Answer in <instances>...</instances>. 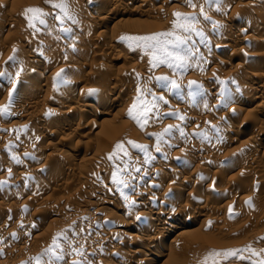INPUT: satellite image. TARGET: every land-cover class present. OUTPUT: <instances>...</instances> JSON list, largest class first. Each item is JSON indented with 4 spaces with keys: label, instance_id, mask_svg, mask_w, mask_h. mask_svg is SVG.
<instances>
[{
    "label": "rangeland",
    "instance_id": "obj_1",
    "mask_svg": "<svg viewBox=\"0 0 264 264\" xmlns=\"http://www.w3.org/2000/svg\"><path fill=\"white\" fill-rule=\"evenodd\" d=\"M85 1L86 0H47L46 2V0H10L6 2L7 4H2L3 7L0 4V108L6 109V112L4 111L5 114L0 112V182H2L0 183V264H36L37 257L40 258V264H48L51 254H46V250L52 245L54 237L58 238V244L60 245V250H62H58V252L62 254L63 259L55 261L53 258V264H137V261L141 260H143L145 264H204L205 258L209 253H222L230 250H237V254L227 259L222 256L213 257L207 261V264H213L214 260L218 261L219 264H258L259 261L264 260V163L261 164L262 166L259 165V167L255 169L256 172L252 170L246 171L251 158H259L264 161V140H262V133L264 132V114L260 113L261 109L264 108V101L261 102V99H254L252 107H250V109H254H251V112L249 111L250 113L247 114L244 112L237 117H233L232 114L234 115V112L231 111V107L240 102V96L243 93L242 89H244V85L252 86L261 85L262 83L264 86V82L262 81L253 80L248 82V80H246L247 78L245 79V77H247V72H254V74L258 73L259 79L260 77L264 78V49L258 51V49L261 48L254 45V39L250 40V42L252 41L251 43L249 41H243L245 39L244 37L247 36V32L243 33L245 24L238 21L240 18L239 16H242V14H246V16L248 14L250 18L252 17L255 20L263 19L264 7L262 8L263 10L261 9L250 13L246 12L247 10L245 11V8L241 5L244 2H249V0H233L232 2L230 0H220L219 4H213L211 7L205 4V0H193L197 5L194 9L188 6L186 0H152L153 2L150 1L149 3L151 4V8L155 9L159 7L160 14H151L149 17L122 15L120 19L125 21L122 22V26H119L118 31L116 29L117 32H115L112 28L113 22L109 21L110 19H106L104 20L106 22H104L100 20L101 18L98 19L102 23L96 19L92 20L94 23H97V26H94L95 28L93 27V31L91 29L86 31V29H84V23L88 19V16L90 17L93 15L92 17L94 18L96 10L98 11L102 7L101 5L105 3V0H93V3L87 7L86 15H80L79 12L76 11V6H79L80 3H84ZM255 1L256 0H253V2ZM61 2L66 4L67 14L61 12L59 8L52 7L53 4H59ZM256 2L264 4V0H257ZM201 5H204L205 15L209 17L207 20L200 14ZM27 8H39L45 15L33 19L30 26L29 20L26 19L24 15V10ZM236 9L240 11V15ZM233 11L234 14L237 12V15H235L237 17L234 16V19L230 23L228 17ZM177 12L185 16H194L197 18V22L194 25L195 31L184 32L180 27L174 28L173 22L177 20V17L173 14ZM120 13L125 14L123 11ZM14 15L16 17L18 16L17 18L15 17L18 21V25L9 28L7 26L9 22H7L8 19L6 20V18H8V16L13 17ZM28 15L31 17L33 14L29 13ZM217 16L221 21L215 24L212 18ZM56 17H59V19ZM40 19L44 20L43 24L40 23ZM74 19L75 21L73 22L72 20ZM227 19L229 22L226 24ZM20 22H22L25 29H22L23 26L19 24ZM180 22L182 23V20ZM19 25L22 28H17ZM62 29H65L64 31L67 33ZM111 29L113 30V35ZM240 29H243L242 32H239ZM197 31L201 32L202 36L197 35ZM166 32H175L176 35L185 39V43L181 45L182 50L179 51V55L184 57L182 67L169 68L166 64L153 67L151 63V49L145 50L142 45L139 46V48L136 46L135 42L122 39V37H145ZM248 32V35L252 34L251 31ZM88 34L90 37L87 36ZM227 35L229 39H231L228 46H226L225 49L214 51V55L210 56L208 53L212 52L213 47ZM84 36L89 38L90 43L86 39L87 43L85 41V44L80 47L82 48V53L80 48L77 50V47L81 45V41L79 40L83 39ZM100 36L101 38L104 37L102 46L103 44H105V46L98 50L95 45L96 40H100ZM207 36H209V38ZM56 38L58 40H56ZM168 39L171 40L173 37H168ZM44 40H47V44H45L46 42ZM52 41L55 42V44H57V41H60L61 46L54 45ZM62 41L65 46H63ZM106 43H108V47ZM114 44L115 46H122V48L129 52L132 51L133 55L136 56L134 58L135 63L138 61L137 63L142 64L146 71L134 69V67H132L133 61L126 59L121 53L116 52L113 47H110L112 45L114 46ZM27 46L32 49H28ZM46 47L49 49L44 50ZM169 47L171 48L172 45H169ZM23 49H25V53ZM102 49L104 50L102 51ZM239 49H244L245 51H250L251 49L252 52L257 51V54L261 52L258 55L259 58L255 59V61L245 62V75L244 73L239 75L237 78L240 80L236 78L237 82L236 79H233L236 85L232 87L230 85L232 81H230L228 78L229 76L227 77L226 74L235 70L236 63L239 62L235 52ZM28 50L31 54H29ZM31 50H33V52ZM41 50L42 52H47L40 53ZM34 51L37 52V55L39 52L40 55L38 56L43 57V59L36 57L37 55ZM48 51L50 52L48 53ZM86 52H88V54ZM91 53H93V55ZM233 53L234 56H232ZM42 54L44 55L41 56ZM77 54L78 56L80 55L79 58ZM82 54H85V56ZM54 56L57 57L58 61ZM43 64L49 69V71L46 69L45 76H55V79L52 78L49 80L50 85L60 93L65 90L64 87L60 85L62 81L65 80L67 82L72 75L76 73V76H74L77 80L70 88L74 91L71 95L66 97L67 99H59L58 106H54L53 103L55 102L53 101L52 103L50 101V99L52 100V96L55 95L54 92V94H51L52 96L48 94V97L45 94L43 96V93H41L38 97V101L36 99L35 103H33L35 112H32V114H37L39 116L37 118L38 121L35 120V117L33 119L29 116L12 117L13 109H15V107L16 109L18 108L17 99L22 96L21 94L34 87L35 89H39L40 86L33 85L34 77L32 75H34L37 69ZM24 65H29V67L31 65L34 73H30L31 71H28L26 68L27 66H25L27 70V72L24 70L26 72L25 74L23 71ZM74 66L75 68L77 67V71ZM99 66L100 68H98ZM212 67H216L217 72L220 70L218 72L220 74L217 75V72V74H210V78L212 79L209 78V84L215 87L218 92L222 89L223 96L219 93L218 95L213 93L214 96L211 93L215 91L214 88H212L214 90L211 92L208 90V92H205L203 90V79L201 78L208 77ZM59 68L61 69L59 70ZM81 70L83 71L82 73ZM17 73H19V75H17ZM58 73L59 77L57 75ZM260 74L262 76H260ZM74 76L72 79H74ZM146 76H148L150 82L145 79ZM157 77H167L168 79L167 81H158ZM171 81H175L179 87L172 88L170 84ZM189 81H194L195 84L189 87ZM165 83H168V87H161V85ZM117 84H127L130 88L119 97V99L122 98V100H124L123 102L126 106L124 110L123 105L122 107L114 106L109 108L107 107L108 104L99 103L96 104L90 112L81 113V117H78L75 113L76 111L73 112L74 110H78V108L81 109L82 105L85 104L82 100L78 99L79 92L83 91V93L95 96L101 89L103 91L104 89L108 90L117 86ZM158 93H161V95ZM154 94L161 97L163 95V99ZM114 98L118 99L116 96L111 99L114 100ZM60 101L62 102L61 104ZM128 102H130L131 105ZM134 103L136 104L135 108L132 107ZM203 103L206 105H203ZM64 106L65 108L67 107V109H65ZM205 106L210 109H208L209 113L208 110L204 108ZM68 107L73 111L66 115L64 111L68 110ZM176 107H178L177 109H179V107L182 109L178 111ZM201 108H203V110ZM129 109H132L133 116L137 119L140 118L139 121L140 124L143 125V128L137 124L136 120L129 117ZM162 110L164 112L161 113ZM8 111H11V114H9ZM180 115L185 117L183 120L180 119L181 121L176 118ZM222 115L226 116V118ZM221 116L224 118H220ZM204 117L207 119L208 124L209 120H221L220 122L224 129L217 131L208 126L202 127V123L205 119ZM197 118L198 120H202L198 121ZM68 119H77L75 125L78 123L81 129L77 136L71 134V138L67 143L63 145L62 143L59 144L58 136L47 134L43 135L39 141L33 139V137L36 138L37 135L35 134H38L39 130L43 127H49L51 125L56 126L59 124L62 126L64 122L67 124L66 122H68ZM79 121H81V123ZM173 121L179 123L177 124ZM45 122L47 123L45 124ZM69 124L70 123L66 126L69 128L74 127V124L71 123V126H69ZM173 124H175V126ZM169 125H173L174 127L172 126L173 128L171 127V131L166 133L165 129L168 128ZM176 126L177 128H175ZM192 126H196V129L201 127L203 130H200L199 133L198 131L196 132V129L192 131L190 130ZM181 130L183 131V135H181ZM194 132L195 134L197 133L198 136L197 134L195 135ZM223 132H225V134ZM236 132H239V134H236ZM160 134L163 135L161 136ZM158 136L159 151H157ZM34 140L37 143H34ZM259 140H262L261 146L253 150L255 152L252 153L248 147L250 144L258 142ZM129 141L135 142L137 145H143L148 149V162H145V152L140 148L133 147ZM78 143L79 146L77 145ZM117 144H121L122 149H117ZM104 146L107 150L102 151ZM67 147L71 148L68 149ZM195 148H197L199 152H197L199 158H196L197 160L194 159V163L190 161L191 164L193 163L192 166L190 163L181 159V157L185 158L193 154L196 150ZM65 151V154L69 155L70 159L64 156L62 159L60 158V162L57 161L59 159V154ZM106 151L110 154L109 156L104 154ZM177 152L180 154L182 153L181 156L179 155L180 157L177 155L180 159L175 156V154H178ZM205 155L207 159L204 157ZM133 156L138 157L136 163L133 162ZM209 156H212L211 160ZM166 157L176 162L177 166L175 165L174 169L164 167V171L162 170V172H157L159 174L155 173L153 174L154 176L152 175L153 179L156 180L160 177L161 180L163 179V182L165 180L164 183L166 187V183L170 182V180H174L173 182H180L184 178H189L191 184L187 186L186 190L184 189L185 191H177L174 198L180 196L182 199L180 197V199H175L177 201L180 200L181 203H185L186 200L188 201L187 198L189 197V201L191 200L189 208L192 206L191 209L188 208V213L184 214H179V211H176V215H171L172 217L169 216L170 220L166 222L159 221L153 224V227L148 226V228L146 227L147 229L145 228L143 231L141 230V226L144 220L143 222L140 220L139 225L141 226L136 230L128 231L126 229V224H129L127 216L139 209L138 205H134L130 202L131 197L135 195L134 192H136V188H149L150 182L152 181L151 177H149V179L146 177L142 178L139 173L144 171L147 172L154 167L158 168L160 165L165 164L164 161L166 162ZM66 159H68L67 162ZM203 159L206 161L203 162ZM207 160L210 161L208 162ZM101 163L104 164H102L104 166V168H102L103 170H100L98 167ZM120 163H122L123 166H121ZM187 164H189V169ZM196 164H201L202 166L197 167L195 166ZM9 165L20 166V170L23 171H21V173L24 175L21 176L20 174L18 177H14L13 174L8 171L9 169L7 170L6 168ZM14 166H9L8 168L12 167L14 169ZM45 166L51 167L49 171L54 172L51 174L48 171L51 175L47 174L48 172L46 175L39 173ZM38 167L39 171L38 173L35 172L36 175L31 173L33 168L35 169ZM123 167L124 169H122ZM132 167H135L136 173L129 178V173L127 174L126 170H132ZM96 168L99 169L98 172ZM249 168L250 167H248V169ZM136 169H139V171ZM78 175L82 177V179L80 177L79 182H77L79 180ZM84 175L85 178L83 177ZM202 175L206 179L202 181L198 178L199 181L197 182V177ZM114 176L116 178L115 180L113 179ZM192 180L194 182L196 181L195 183L198 184H193ZM191 185L194 189L190 188L192 187ZM90 188L97 190L101 188V194L94 195ZM163 188L164 187H162V189L158 188L159 191L155 190L157 200L155 206L157 207L163 204V198L160 196L161 193L164 192ZM188 188L189 190H187ZM190 189L192 191L195 190L194 192L197 193V196L193 194ZM186 192L187 194L188 192L191 194L186 197ZM114 196H117L116 198L119 200L121 199L123 204L127 203L128 206H122L123 204H121V207L125 208H121L119 205L117 209L115 205L108 204V206L104 204L105 202H110ZM168 196L170 197L172 195ZM168 196L165 195L166 198H168ZM209 197L213 198L214 202L216 201L214 203V205H216L213 206L214 208L212 207V210L211 208H208V210H199V206H202L206 198ZM123 209L124 211L126 209L127 212H124ZM176 209L177 207L174 211ZM205 213L215 215L220 219L211 225L203 224L199 221H201V215ZM191 216L194 218L195 224L188 228H190L191 234L196 233V235L188 241V244L185 242L184 237H179L181 240L177 238V240L171 243L169 240L172 239L174 235L172 233L179 227L181 220L184 221ZM145 224L146 223L143 225ZM165 229H168L167 232L170 231L168 232L167 238L159 236ZM161 230L163 231L161 232ZM106 234H109L108 238ZM111 234L112 236H110ZM125 235L126 237L127 235H135V240H138H129L130 238L127 239L128 237L126 238ZM151 237H157V240L155 239L153 242L154 244H151L153 246L148 249L149 252H142L141 246L146 244L147 240L151 239ZM158 237H160V240ZM137 241L139 243L136 244ZM77 252L81 254L78 255ZM124 252L129 254L127 259H131V263L127 259L123 261L122 256H124ZM253 252L257 253V255H253ZM158 253H164L168 260L164 257L166 261L164 259L162 262L158 261L156 257H153Z\"/></svg>",
    "mask_w": 264,
    "mask_h": 264
},
{
    "label": "bare ground",
    "instance_id": "obj_2",
    "mask_svg": "<svg viewBox=\"0 0 264 264\" xmlns=\"http://www.w3.org/2000/svg\"><path fill=\"white\" fill-rule=\"evenodd\" d=\"M8 1H10V0H0V4H1V6H2V4L4 5V3H6V2H8ZM95 1V0H94ZM150 1L151 2H153L152 0H105V3L103 4V5H101L102 7L97 11L96 10V12H95V16H94V18L92 17V16H88V19L86 20V22L84 23V29H86V31L87 30H92L93 29V27L95 26H97V23L95 22H93L92 20H94V19H96V20H98V21H104V20H106V19H110L109 21H111V22H113V26H112V28L114 29V31L115 32H117L118 31V29H119V26H122L121 24H122V22L123 21H125V20H123V19H120V17L122 16V15H129V16H137V17H141V16H146V17H149L151 14H160V8L158 7V8H151V4H149L150 3ZM170 1V0H169ZM231 2L233 1V0H230ZM257 1V0H256ZM253 2V0H249V2H244L243 4H241L242 6H243V8H245L244 10L246 11V12H250V13H252V12H256L257 10H261L263 7H264V4H260V3H258V2ZM103 2V1H102ZM239 2V1H238ZM238 2H237V4H238ZM91 3H93V0H86L84 3H80L79 4V6H76L77 8H76V11L77 12H79V14L81 15H86V12H87V7L89 6V5H91ZM242 3V2H241ZM7 4V3H6ZM5 4V5H6ZM78 5V4H77ZM240 5V4H239ZM3 7V6H2ZM99 7V6H98ZM152 7H153V4H152ZM155 7H157V6H155ZM90 8V7H89ZM88 8V9H89ZM162 8V7H161ZM2 9V8H1ZM264 9V8H263ZM262 9V10H263ZM237 10V9H236ZM243 10V11H244ZM2 11V10H1ZM121 11H123L125 14H123V13H120ZM77 12H75V13H77ZM162 12V11H161ZM237 12L239 13V15H240V11H238L237 10ZM237 12H235V14H234V11L230 14V16L228 17L229 19H230V23L232 22V20L234 19V16L235 15H237ZM89 13V12H88ZM88 13H87V15H88ZM194 13H196V12H194ZM243 13V12H242ZM261 13V12H260ZM13 14H14V12H13ZM12 14V15H13ZM78 14V15H79ZM264 14V13H263ZM10 15V14H9ZM89 15H91V14H89ZM245 15V16H244ZM242 14V16L240 15L239 17V19H238V21H240V23H243V24H245L244 26H245V30H243V29H240V31L239 32H242V30L244 31L243 33H246L247 32V36H245L243 39V41H249L250 42V40L251 39H254L255 40V46H258V48H261V49H258V51L259 50H262V49H264V17H263V19H261V20H255L254 18H250L249 16H248V14H247V16H246V14ZM68 16V15H67ZM75 16H77V15H75ZM102 16H105V17H102ZM197 16V15H196ZM14 17V18H13ZM8 16V18H6V20H7V22H9L8 23V27L9 28H11V27H16V25H18V21H17V17L14 15V16ZM16 17V18H15ZM70 17V16H69ZM92 17V18H91ZM126 17V16H125ZM212 17V16H211ZM235 17H237V16H235ZM255 17V16H254ZM71 18V17H70ZM77 18V17H76ZM87 18V17H86ZM91 18V19H90ZM98 18H101L100 20L98 19ZM124 18V17H123ZM73 19V18H72ZM259 19V18H258ZM211 20V19H210ZM236 20V19H235ZM255 20V21H254ZM20 21V20H19ZM71 21V20H70ZM73 22L75 21V19L74 20H72ZM77 21V20H76ZM97 21V22H98ZM100 21V22H101ZM212 21L215 23V24H217V22H219V21H221V19H219L218 18V16L217 17H213L212 18ZM211 21V22H212ZM104 22H106V21H104ZM133 22V21H132ZM224 22V21H223ZM229 21H228V19H227V22H226V24L228 23ZM102 23V22H101ZM20 25H22L23 26V24H22V22H20L19 23ZM100 24V23H99ZM141 24V23H140ZM20 25L17 27V28H19L20 27ZM125 25V24H124ZM138 25H139V23H138ZM228 26V25H227ZM94 27V28H95ZM20 28H22V27H20ZM27 28V27H26ZM76 28V27H75ZM121 28V27H120ZM214 28V27H213ZM22 29H25V27L23 26V28ZM22 29H21V31H22ZM116 29H117V31H116ZM63 30V29H62ZM65 30V29H64ZM63 30V31H64ZM77 30H79V29H77ZM108 30V29H107ZM216 30V29H215ZM37 31V30H36ZM70 31H72V30H70ZM69 31V32H70ZM93 31V30H92ZM218 31V30H217ZM248 31H251V33L252 34H249L248 35ZM30 32H32V31H30ZM34 32V31H33ZM64 32H66V31H64ZM74 32V31H73ZM104 32V31H103ZM111 32H112V35H113V30L111 29ZM115 32H114V34H115ZM127 32V31H126ZM35 33V32H34ZM67 33V32H66ZM225 33V32H224ZM242 34V33H241ZM34 35V34H33ZM36 35V34H35ZM205 35V34H204ZM208 35V34H207ZM222 35H224V34H222ZM88 37H90V35L88 34L87 35ZM206 36V35H205ZM204 37V36H203ZM208 38H209V36H207ZM225 37V36H224ZM59 38V37H58ZM99 38V37H98ZM104 38V37H103ZM103 38H101V36H100V40H96V45H95V47H96V49L98 48V50H99V48H102V47H104L105 46V44H103V46H102V42L104 41L103 40ZM206 38V37H205ZM86 39H87V41L89 42V38H87V37H83V39H81V40H79V41H81V45L80 46H78L77 47V50H79V48L80 47H82V45L83 44H85V41H86ZM56 40H58L57 38H56ZM64 40V39H63ZM110 40H111V38H110ZM209 40V39H208ZM231 39H229V36L227 35L225 38H223L222 40H220V42H218L217 43V45H215L214 47H213V50H212V52H210V53H208L210 56H213L214 55V51H216V50H220V49H225V47L226 46H228V44H229V41H230ZM45 41V40H44ZM47 41V40H46ZM45 41V42H46ZM77 41V40H76ZM87 41H86V43H87ZM53 42V41H52ZM111 42H114V41H111ZM252 42V41H251ZM250 42V43H251ZM30 43V42H29ZM54 43V45H57V46H61L60 45V41H57L56 43L57 44H55V42H53ZM52 43V44H53ZM62 43H63V46H65L64 45V42L62 41ZM90 43V42H89ZM105 43V42H104ZM43 44H44V42H43ZM45 44H47V42L45 43ZM59 44V45H58ZM108 43H106V45H107ZM192 44V43H191ZM253 44V43H252ZM29 45V44H28ZM47 46V45H46ZM120 46V45H119ZM119 46H115V44H114V46L112 45V46H110V47H113V49H115L116 50V52H119V53H121L126 59H128V60H130V61H133L134 63H133V66L132 67H134V69H139L140 71H146L145 70V68L143 67V65L142 64H139V63H135V55H133V52L131 51V52H129L128 50H126V49H124V48H122V46L121 47H119ZM22 47H24V46H22ZM28 47V46H27ZM76 47V46H75ZM94 47V46H93ZM107 47H108V45H107ZM190 47V46H189ZM208 47V46H207ZM26 48V47H25ZM36 48V47H35ZM140 48V47H139ZM28 49H32L31 47L29 48L28 47ZM47 49H49V48H47L46 47V49L44 48V50H47ZM105 49V48H104ZM104 49H102V51L104 50ZM112 49V48H111ZM21 50V49H20ZM25 49H23V52L25 53V51H24ZM83 50H84V48H83ZM97 50V51H98ZM136 50V49H135ZM209 50V49H208ZM32 52H33V50H31ZM37 51V50H36ZM36 51H34L35 53H36V55H37V52ZM80 51H82V48H80ZM79 51V52H80ZM253 51H255V50H253ZM28 52H29V50H28ZM44 52H47V51H44ZM44 52H42V50H41V52L40 53H44ZM50 51H48V53H49ZM70 52V51H69ZM68 52V53H69ZM73 52H74V49H73ZM78 52V51H77ZM96 52V51H95ZM94 52V53H95ZM136 52V51H135ZM135 52H134V54H135ZM235 52V51H234ZM261 52V51H260ZM260 52H258L259 54H260ZM21 53H22V51H21ZM23 53V54H24ZM26 53H27V51H26ZM35 53H33V54H35ZM40 53L38 52V55H40ZM47 53V54H48ZM67 53V54H68ZM75 53H76V51H75ZM82 53H83V51H82ZM85 53V52H84ZM87 54H88V52H86ZM100 53V52H99ZM28 54V53H27ZM29 54H31V52H29ZM28 54V55H29ZM46 54V55H47ZM80 54V53H79ZM92 55H93V53H91ZM101 54V53H100ZM235 54H237V57H238V59H239V62L238 63H236V67H235V70H233V71H231V72H229L228 74H230V75H228V74H226L227 75V77L230 79V81H232L231 82V86L233 87V86H235L236 85V83L233 81V79H236L237 77H239V75H241L242 73H244V75H245V72H244V69L246 68H244V65L246 64L245 62H249V61H252V60H254L255 61V59H258L259 58V54H257V51H255V52H252L251 51V49H250V51H245L244 49L243 50H241V49H239V50H236V52H235ZM261 54H263V53H261ZM25 55V54H24ZM36 56V57H40V56ZM44 54H42L41 56H43ZM45 55V56H46ZM75 55V54H74ZM81 55V54H80ZM80 55L78 56V54H77V56H78V58L80 57ZM83 55V54H82ZM264 55V54H263ZM33 56V55H32ZM44 56V57H45ZM83 56H85V54L83 55ZM87 56V55H86ZM102 56V55H101ZM121 56V55H120ZM122 56V57H123ZM208 56V55H207ZM232 56H234V53L232 54ZM29 57H30V55H29ZM35 57V56H34ZM55 57V56H54ZM71 57V56H70ZM90 57H92V56H90ZM94 57V56H93ZM236 57V58H237ZM40 58H42L43 59V57H40ZM56 58V60H57V57H55ZM62 58V57H61ZM77 58V59H78ZM88 58V57H87ZM234 58V57H233ZM261 58V57H260ZM52 59V58H51ZM65 59V58H64ZM72 59V58H71ZM81 59V58H80ZM83 59V58H82ZM85 59V58H84ZM95 59V58H94ZM93 59V60H94ZM212 59V58H211ZM230 59V58H229ZM60 60V59H59ZM91 60V59H90ZM53 61V60H52ZM58 61V60H57ZM261 61H263V60H261ZM54 62V61H53ZM73 62V61H72ZM88 62V61H87ZM253 62V61H252ZM61 63V62H60ZM65 63V62H64ZM69 63V62H68ZM90 63V62H89ZM260 63V62H259ZM258 63V64H259ZM263 63V62H262ZM56 64V63H55ZM132 64V63H131ZM217 64V63H216ZM248 64V63H247ZM82 65V64H81ZM104 65V64H103ZM25 66H27V65H24V69H23V71L24 70H26L25 69ZM85 66V65H84ZM101 66V65H100ZM100 66L98 67V68H100ZM202 66V65H201ZM255 66V65H254ZM47 67V66H46ZM45 67V64H43L42 66H40V68H38L37 69V71L34 73V71H33V68H32V66L30 65V67H29V65L26 67L27 68V70L28 71H31L30 73H34V75H32L34 78H33V85H36V86H40L39 87V89L37 88V89H35V87L34 88H32V89H30V90H27V91H25V92H23L21 95V97L19 98V99H17L18 101H17V106H18V108L16 109V107H15V109H13L14 111H12V117L14 116V117H26V116H29V117H32L33 119H34V117L36 118L35 120H37V118L39 117L37 114L35 115V114H32V112L34 111V109H33V103H35V101H36V99H37V101H38V97L40 96V94L41 93H43V96H44V94L45 95H47V97H48V94H49V96H52L51 94H54L55 93V95H53L52 96V100L50 99V101L53 103V101L55 102V103H53L54 104V106L55 105H57L58 106V103H59V99H64V98H66V97H68L69 95H71V93L74 91H72L70 88H71V86H73L74 84H75V82H76V80L77 79H75V76L74 75H72V77L68 80V78H67V82L64 80V81H62V84H60V85H62L63 87H64V89L65 90H63V92L62 93H60V92H58V90L57 89H54L51 85H50V82H49V80L50 79H52V78H54L55 76H52L51 77V75H48V76H45V71H46V69H48V68H46ZM68 67V66H67ZM253 67V66H252ZM257 67V66H256ZM63 68V67H62ZM73 68V67H72ZM74 68H75V66H74ZM77 68V67H76ZM76 68H75V70H76ZM94 68V67H93ZM101 68H102V66H101ZM260 68V67H259ZM61 68H59V70H60ZM83 69V68H82ZM91 69V68H90ZM254 69V68H253ZM27 70H26V72H27ZM69 70V69H68ZM80 70V69H79ZM94 70V69H93ZM135 70V71H136ZM247 70V69H246ZM48 71H49V69H48ZM72 71H73V69H72ZM77 71V70H76ZM220 71V70H219ZM218 71V72H219ZM248 71V70H247ZM25 72V71H24ZM26 72H25V74H26ZM79 72V71H78ZM83 71L81 70V73H82ZM138 72V71H137ZM217 72V68L216 67H212L211 69H210V73H209V76L208 77H205V78H201V79H203V90L206 92L207 90L209 91V92H211L212 90H214L215 89V87H213V86H210V84H209V78H210V74H217L216 73ZM253 72V71H252ZM29 73V74H30ZM32 73V74H33ZM79 74V73H78ZM87 74V73H86ZM138 74V73H137ZM220 73H218L217 75H219ZM258 74V73H257ZM256 73L254 74V72L253 73H248L247 72V74H246V76L247 77H245V76H243V77H245V79L246 80H248V82H251V81H253V80H255V81H257V80H259V81H262V82H264V78L263 77H260V79H259V74L257 75ZM28 75V74H27ZM264 75V74H263ZM73 76H74V79H72L73 78ZM81 76V75H80ZM79 76V77H80ZM89 76V75H88ZM260 76H262L261 74H260ZM1 77V76H0ZM59 77V76H58ZM87 77V76H86ZM90 77V76H89ZM77 78V77H76ZM226 78V77H225ZM261 78H263V79H261ZM55 79V78H54ZM84 79V78H83ZM145 79L148 81V82H150L149 80V78H148V76H146L145 77ZM210 79H212V78H210ZM220 79V78H219ZM238 79V78H237ZM237 79H236V82H237ZM62 80V79H61ZM143 80V79H142ZM218 80V79H217ZM238 80H240V79H238ZM224 81V80H223ZM226 81V80H225ZM229 81V80H228ZM27 82V81H26ZM143 82V81H142ZM146 82V81H145ZM215 82V81H214ZM217 82V81H216ZM53 83V82H52ZM51 83V84H52ZM127 83V82H126ZM219 83V82H218ZM241 83V82H240ZM254 83V82H253ZM258 83H260V82H258ZM131 84V83H130ZM229 84V83H228ZM32 85V84H31ZM58 85V84H57ZM147 85V84H146ZM149 85V84H148ZM198 85V84H197ZM224 85V84H223ZM244 85V84H243ZM55 86V85H54ZM61 86V87H62ZM33 87V86H32ZM223 87V86H222ZM244 87V89H242L243 90V93H242V95L240 96V102L239 103H237L235 106H233V107H231V111L232 112H234V115L232 114V116L233 117H237L238 115H240V114H243L244 112H246V114L247 113H250L251 112V109H250V107H252V104H253V102H254V99H256V100H260L261 99V102L262 101H264V86L262 85V83H261V85H252V86H248V85H244L243 86ZM110 88V87H109ZM128 88H129V86L127 85V84H117V86H115V87H112V88H110V89H104V91L102 90H100L98 93H97V95H90V94H86V93H83V91L82 92H79V94H78V99H80V100H82L85 104L84 105H82V107H81V109L80 108H78V110H71L69 107V109L68 110H66V111H64V113L67 115V113H70V112H75L77 115H78V117L80 116L81 117V113H88V112H90L91 110H92V108H94V106L96 105V104H99V103H104L105 105H107L108 104V106L107 107H114V106H119V107H122V105L124 106L123 107V110H124V108L126 107L125 106V104H124V100H122V98L121 99H119V97L121 96V95H123L127 90H128ZM212 88H214V89H212ZM217 88V87H216ZM240 88V87H239ZM22 89V88H21ZM94 89V88H93ZM130 89V88H129ZM133 89V88H132ZM218 89V88H217ZM35 90V91H34ZM55 90H57V91H55ZM162 90V89H161ZM222 90V89H221ZM220 90V92H218L216 89H215V91L214 92H211L212 94L214 93V94H216V95H218V93L219 94H221L222 95V91ZM232 90V89H231ZM242 90H241V92H242ZM94 91V90H93ZM97 91V90H96ZM207 91V92H208ZM54 92V93H53ZM90 92H91V90H90ZM157 92V91H156ZM192 92V91H191ZM57 93V94H56ZM94 93V92H93ZM92 93V94H93ZM144 93V92H143ZM162 93V92H161ZM161 93H158V94H160L161 95ZM227 93V92H226ZM204 94V93H203ZM209 94V93H208ZM213 94V95H214ZM229 94V93H228ZM154 95H157V94H154ZM117 97L118 99H116V98H114V100L113 99H111V98H113V97ZM157 96H159V95H157ZM215 96V95H214ZM213 96V97H214ZM220 96V95H219ZM223 96V95H222ZM154 97V96H153ZM156 97V96H155ZM160 98H161V96H159ZM227 97V96H226ZM50 98V97H49ZM73 98V97H72ZM149 98V97H148ZM152 98V97H151ZM162 98H163V95H162ZM185 98V97H184ZM215 98V97H214ZM67 99V98H66ZM65 99V100H66ZM77 99V100H78ZM155 99V98H154ZM165 99V98H164ZM177 99V98H176ZM225 99V98H224ZM228 99V98H227ZM153 100V99H152ZM156 100V99H155ZM181 100V99H180ZM232 101V100H231ZM3 102V101H2ZM49 102V101H48ZM69 102V101H68ZM87 102V103H86ZM92 102V103H91ZM179 102V101H178ZM191 102V101H190ZM62 102L60 101V104H61ZM75 103V102H74ZM128 103H130V102H128ZM41 104V103H40ZM100 104V105H101ZM179 104H181V103H179ZM188 104V103H187ZM198 104V103H197ZM205 103H203V105H204ZM264 104V103H263ZM2 105V104H1ZM36 105V104H35ZM63 105V104H62ZM79 105V104H78ZM121 105V106H120ZM126 105H128V104H126ZM130 105H131V103H130ZM130 105H128V106H130ZM169 105V104H168ZM206 105V104H205ZM6 106V105H5ZM188 106H189V104H188ZM195 106V105H194ZM62 107V106H61ZM72 107V106H71ZM78 107V106H77ZM190 107V106H189ZM192 107V106H191ZM209 107V106H208ZM35 108V107H34ZM49 108V107H48ZM57 108V107H56ZM64 108H65V106H64ZM178 107H176V110H181L182 108H180L179 107V109H177ZM204 108H206L207 110L209 109V108H207L206 106L204 107ZM46 109V108H45ZM59 109V108H58ZM65 109H67V107L65 108ZM64 109V110H65ZM150 109V108H149ZM173 109V108H172ZM187 109V108H186ZM202 110H203V108H201ZM230 109V108H229ZM254 109V108H253ZM252 109V110H253ZM8 110V109H7ZM42 110V109H41ZM199 110V109H198ZM205 110V109H204ZM206 110V111H207ZM210 110V109H209ZM209 110H208V113H209ZM220 110V109H219ZM11 111L9 112V114H11ZM51 111H52V109H51ZM55 111V110H54ZM184 111V110H183ZM186 111V110H185ZM195 111V110H194ZM250 111V112H249ZM5 112H6V110H5ZM5 112H3L4 114H5ZM35 112V111H34ZM151 112V111H150ZM162 112H164L163 110L161 111V113ZM169 112V111H168ZM168 112H166V113H168ZM173 112H175V111H173ZM258 112V111H257ZM38 113V112H37ZM44 113V112H43ZM55 113V112H54ZM60 113H62V112H60ZM92 113V112H91ZM97 113V112H96ZM114 113H115V111H114ZM125 113V112H124ZM171 113V112H170ZM186 113V112H185ZM198 113H203V112H198ZM260 113H263L264 114V108L263 109H261V111H260ZM6 114H8V113H6ZM46 114V113H45ZM184 114V113H183ZM193 114V113H192ZM196 114V113H195ZM230 114H231V112H230ZM254 114V113H253ZM42 115V114H41ZM44 115V114H43ZM51 115V114H50ZM124 115V114H123ZM158 115V114H157ZM175 115V114H174ZM177 115V114H176ZM207 115V114H206ZM228 115V114H227ZM48 116V115H47ZM74 116H76V115H74ZM74 116H73V118H74ZM153 116V115H152ZM181 116V115H180ZM194 116V115H193ZM201 116V115H200ZM222 116H224V115H222ZM220 117V118H226V116H224V117ZM28 117V118H29ZM156 117V116H155ZM192 117V116H191ZM207 117V116H206ZM245 117V116H244ZM249 117V116H248ZM31 118V119H32ZM69 118V117H68ZM76 118V117H75ZM153 118V117H152ZM185 118V117H184ZM192 118H194V117H192ZM205 118V117H204ZM79 119V118H78ZM140 119V118H139ZM156 119V118H155ZM161 119V118H160ZM187 119V118H186ZM233 119V118H232ZM245 119V118H244ZM248 119V118H247ZM66 120V119H65ZM74 120V121H73ZM77 120V119H76ZM76 120L75 119H68V122H66L67 124L68 123H72V124H74V127L73 128H69L68 126H66L67 124H65V122H64V124L61 126L60 124L59 125H56V126H54V125H51V126H45V127H43L42 129H40L39 130V132H38V134H35V135H37L36 136V138H34L33 137V139H35L36 141H39L40 140V138L43 136V135H45V134H47V135H55V136H58L57 138H58V143L59 144H61L62 143V145L63 144H65V143H67V141L71 138V134H73L74 136L76 135H78L79 134V130L81 129V126H78V123H77V125H75L76 124ZM178 120H180V119H178ZM197 120H198V118H197ZM202 120V119H201ZM201 120H198V121H201ZM208 120H209V118H208ZM246 120V119H245ZM250 120V119H249ZM253 120V119H252ZM252 120H251V122H252ZM257 120V119H256ZM255 120V121H256ZM38 121V120H37ZM163 121V120H162ZM181 121V120H180ZM188 121V120H187ZM219 121V122H218ZM218 121H210L209 120V124H208V121H207V119L205 118L204 119V121H203V123H202V127H210V128H214V130H223L224 128L222 127V124H221V120H218ZM247 121V120H246ZM78 122V121H77ZM80 123H81V121H79ZM128 122V121H127ZM173 122H175V121H173ZM173 122H171V123H173ZM250 122V123H251ZM31 123V122H30ZM34 123V122H33ZM47 122H45V124H46ZM54 123V122H53ZM170 123V122H169ZM175 123H179V122H175ZM69 124V126H71ZM125 124V123H124ZM134 124V123H133ZM208 124V125H207ZM246 124V123H245ZM252 124V123H251ZM255 124V123H254ZM48 125V124H47ZM81 125V124H80ZM174 126H175V124H173ZM173 125H171V126H173ZM204 125V126H203ZM34 126V125H33ZM73 126V125H72ZM131 126V125H130ZM173 126V127H174ZM198 126V125H197ZM252 126V125H251ZM9 127V126H8ZM25 127V126H24ZM30 127V126H29ZM139 127V126H138ZM172 127V128H173ZM199 127V126H198ZM253 127V126H252ZM31 128V127H30ZM175 128H177V126L175 127ZM91 129V128H90ZM194 129H196V126L195 127H193L192 126V128L190 129V130H194ZM199 129V130H198ZM209 129V128H208ZM5 130V129H4ZM21 130H22V128H21ZM28 130V129H27ZM190 130H189V133H190ZM202 131L203 129H201V127L200 128H197L196 129V132L198 131V133H199V131ZM210 130V129H209ZM91 131V130H90ZM211 132V131H210ZM219 132H221V131H219ZM202 133V132H201ZM222 133V132H221ZM224 134H225V132H223ZM174 134V133H173ZM188 134V133H187ZM194 134H195V132H194ZM197 134V133H196ZM195 134V135H196ZM206 134L208 135V132L206 131ZM210 134V133H209ZM236 134H239V132H236ZM34 135V134H33ZM72 135V136H73ZM175 135V134H174ZM185 135V134H184ZM192 135H193V133H192ZM200 135V134H199ZM204 135V134H203ZM83 136V135H82ZM188 136V135H187ZM186 136V137H187ZM197 136H198V134H197ZM79 137V136H78ZM170 137H172V136H170ZM180 137V136H179ZM204 137V136H203ZM217 137V136H216ZM238 137V136H237ZM167 138V137H166ZM165 138V139H166ZM174 138V137H173ZM201 138V137H200ZM210 138V137H209ZM162 139V138H161ZM164 139V140H165ZM195 139H196V136H195ZM214 139V138H213ZM35 140L33 141L34 143H37V142H35ZM206 140V139H205ZM211 140V139H210ZM235 140V139H234ZM262 140H264V132L262 133ZM262 140H259L258 142H254V143H252V144H250V146L248 147V148H250L249 150L253 153V152H255V151H253V150H255V149H257V148H259L260 146H261V141ZM14 141V140H13ZM42 141V140H41ZM57 141V140H56ZM92 141V140H91ZM191 141V140H190ZM194 141V140H193ZM244 141V140H243ZM70 142V141H69ZM76 142H79V141H76ZM200 142V141H199ZM173 143V142H172ZM75 144V143H74ZM83 144V143H82ZM200 144V143H199ZM247 144H249V143H247ZM4 145V144H3ZM78 146H79V143L77 144ZM81 145V144H80ZM84 145H86V144H84ZM106 145V144H105ZM173 145V144H172ZM176 145V144H175ZM202 145V144H201ZM1 146V145H0ZM23 146V145H22ZM36 146V145H35ZM61 146V145H60ZM148 146V145H147ZM194 146V145H193ZM192 146V147H193ZM86 147V146H85ZM96 147H97V145H96ZM107 147V146H106ZM149 147V146H148ZM172 147V146H171ZM191 147V146H190ZM199 147V146H198ZM205 147H206V145H205ZM204 147V148H205ZM28 148V147H27ZM68 148V147H67ZM71 148V147H70ZM70 148H68V149H70ZM79 148H81V147H79ZM210 148H212V147H210ZM214 148V147H213ZM247 148V149H248ZM1 149V148H0ZM23 149V148H22ZM90 149H91V147H90ZM90 149H88V150H90ZM196 150L193 152V154H188L189 156L186 158H184V157H181V159H183V160H185L186 162H188V163H190V161L192 162L194 159L195 160H197L196 158H199V156H198V154H197V152H198V150H197V148H195ZM199 149V148H198ZM40 150V149H39ZM58 150V149H57ZM95 150V149H94ZM105 150H107L106 148H105V146H104V149L102 150V151H105ZM192 150V149H191ZM216 150V149H215ZM26 151V150H25ZM147 151H148V149H147ZM248 151V150H247ZM36 152V151H35ZM84 152H86V151H84ZM97 152V151H96ZM107 152V151H106ZM106 152H104V154L106 155V156H109L110 154L107 152V154H106ZM183 152V151H182ZM204 152H206V151H204ZM249 152V151H248ZM58 153H60V152H58ZM66 153V151L63 153V152H61L60 154H59V159L57 160V161H59L60 160V158L62 159V157H66V158H69L70 156L69 155H66L65 154ZM72 153V152H71ZM102 153V152H101ZM150 153V152H149ZM178 153V152H177ZM199 153V152H198ZM212 153V152H211ZM24 154V153H23ZM22 154V155H23ZM86 154V153H85ZM94 154V153H93ZM182 154V153H181ZM181 154L180 153H178V154H175V156L177 157V155L179 156H181ZM241 154V153H240ZM36 155V154H35ZM34 155V156H35ZM183 155H185V154H183ZM182 155V156H183ZM187 155V154H186ZM244 155V154H243ZM249 156H251L250 154H248ZM101 156V155H100ZM137 156V155H136ZM136 156H133L132 157V159H133V162H135L136 163V161H138V157H136ZM152 156V155H151ZM174 156V157H175ZM179 156V157H180ZM246 156V155H245ZM20 157V156H19ZM144 157V156H143ZM171 157V156H170ZM173 157V156H172ZM175 157V158H176ZM200 157H201V155H200ZM204 157H206V155L204 156ZM210 157V156H209ZM212 157V156H211ZM211 157H210V160H211ZM252 157V156H251ZM258 157V156H257ZM32 158V157H31ZM35 158H36V156H35ZM38 158V157H37ZM153 158V157H152ZM158 158V157H157ZM178 158V157H177ZM213 158H215V157H213ZM213 158H212V161H213ZM57 159V158H56ZM65 159V158H64ZM63 159V160H64ZM70 159V158H69ZM151 159V158H150ZM163 159V158H162ZM178 159H180V158H178ZM177 159V160H178ZM206 159H207V157H206ZM209 159V158H208ZM248 159V158H247ZM250 159V158H249ZM264 159V158H263ZM55 160V159H54ZM97 160V159H96ZM157 160V159H156ZM160 160V159H159ZM166 162L164 161V163L165 164H163V165H160L158 168L157 167H154V165H153V167L154 168H152V169H150L149 171H144V172H142V173H139L140 174V176H142V178H144V177H146L147 179H149V177H151V179H152V181L150 182V186H149V188L147 189V188H142V189H139V188H136L137 190H136V192H134L135 193V195L133 196V197H131V200H130V202L131 203H133L134 205H138L139 207V209H137L136 210V212H134V213H131V214H129L127 217H128V225L126 224V229L128 230V231H133V230H136L139 226H141V225H139V221L140 220H142V222H143V220H144V222H143V224L144 223H146L145 225H143L141 222V224H142V226H141V230L143 231L146 227L148 228V226H150V227H153L152 225L153 224H156L157 222H159V221H167V220H170V217L169 216H174V215H176V211L178 212L179 211V214H184V213H188V211H187V209L189 208V206H190V204H191V200L189 201V194H191L190 192H188V194H187V192H186V197H188L187 199H188V201L186 200L185 201V203H181V201L180 200H176L175 198H178V199H182V197H180V196H176L175 198H174V195H175V193L178 191H181V190H186V188H187V186H189L190 184H191V180L189 179V178H184L182 181H180V182H173L172 180H170V182H168V183H166V187H165V180H164V182L161 180V178H160V180H159V178L158 177H156V178H158V179H156V180H154L153 179V174H155V173H157V172H162V170L164 169V167H170L171 169H174L175 168V165L177 166V164H176V162H174V161H172V159L171 158H168L167 159V157H166ZM168 160V161H167ZM200 160V159H199ZM204 160V159H203ZM202 160V161H203ZM210 160H207L208 162L210 161ZM215 160V159H214ZM17 161H18V157H17ZM68 161V159H66V162ZM130 161H132V160H130ZM176 161V160H175ZM179 161V160H178ZM206 160H204L203 162H205ZM249 161V160H248ZM60 162V161H59ZM58 162V163H59ZM73 162V161H72ZM95 162V161H94ZM180 162V161H179ZM207 162V163H208ZM245 162V161H244ZM247 162V161H246ZM250 163H248L249 164V166H247V169H246V171H250V170H252V171H255L256 172V170L255 169H257L258 167H259V165H261V164H263L264 163V161L263 160H261V159H259V158H251V160L249 161ZM19 163V162H18ZM63 163V162H62ZM91 163V162H90ZM153 163H155V162H153ZM158 163V162H157ZM193 163H194V161H193ZM193 163L191 164L192 166H193ZM196 163V162H195ZM198 163V162H197ZM14 164V163H13ZM66 164V163H65ZM99 164V163H98ZM103 163H101V165H99L98 167L100 168V170L102 169V168H104V164L102 165ZM121 164V166H123L122 165V163H120ZM119 164V165H120ZM124 164V163H123ZM161 164V163H160ZM203 164V163H202ZM237 164V163H236ZM247 164V165H248ZM47 165V164H46ZM125 165V164H124ZM156 165V164H155ZM185 165V164H184ZM188 165L189 164H187V167H188ZM9 166H14V165H9ZM8 166V167H9ZM44 166V165H43ZM51 166V165H50ZM84 166V165H83ZM156 166H158V165H156ZM195 166H197V167H199V166H202L201 164L200 165H195ZM203 166H205V165H203ZM208 166V165H207ZM262 166V165H261ZM260 166V167H261ZM8 167H6L7 168V170L9 169V170H11L10 171V173H12L13 174V176L14 177H18V175H20L21 174V176L22 175H24V174H22L21 173V171L22 170H20V166L18 167V166H14V169L12 168V167H10V168H8ZM97 167V166H96ZM120 167V166H119ZM181 167V166H180ZM243 167V166H242ZM248 167H250L249 169H248ZM12 168V169H11ZM51 167H48V166H45L39 173H41V174H44V175H46V173L49 171V169H50ZM66 168V167H65ZM86 168H88V167H86ZM93 168H95V167H93ZM127 168V167H126ZM129 168H130V166H129ZM133 168V167H132ZM138 168V167H137ZM32 169V168H31ZM52 169H53V167H52ZM97 169V168H96ZM122 169H124V167L122 168ZM166 169V168H165ZM188 169H189V167H188ZM243 169V168H242ZM245 169V168H244ZM8 170V171H9ZM57 170V169H56ZM83 170V169H82ZM91 170V169H90ZM98 170L99 169H97L96 171L98 172ZM103 170V169H102ZM179 170V169H178ZM6 171V170H5ZM38 171H39V167L38 168H33L32 170H31V173H34L35 174V172H37L38 173ZM94 171V170H93ZM123 171V170H122ZM164 171V170H163ZM172 171V170H171ZM251 171V172H252ZM23 172V171H22ZM50 172V171H49ZM47 173V174H49V175H51L54 171H52V172H50V173ZM87 172H88V170H87ZM91 172V171H90ZM124 172V171H123ZM126 172H127V174H128V176H129V178L133 175V174H135L136 172H135V167L132 169V170H126ZM175 172V171H174ZM173 172V173H174ZM180 172V171H179ZM198 172V171H197ZM86 173V172H85ZM100 173V172H99ZM164 173V172H163ZM162 173V174H163ZM201 173V172H200ZM248 173H250V172H248ZM253 173V172H252ZM260 173V172H259ZM30 174V173H29ZM83 174V173H82ZM81 174V175H82ZM91 174V173H90ZM93 174H94V172H93ZM157 174H159V173H157ZM255 174V173H254ZM7 175V174H6ZM31 175V174H30ZM29 175V176H30ZM33 175V174H32ZM36 175V174H35ZM55 175V174H54ZM58 175V174H57ZM80 175V174H79ZM78 175V176H79ZM86 175V174H85ZM85 175L83 176L84 178H85ZM153 175V176H152ZM161 175V174H160ZM166 175V174H165ZM164 175V176H165ZM192 175V174H191ZM190 175V176H191ZM201 175V174H200ZM261 175V174H260ZM10 176H11V174H10ZM26 176V175H25ZM87 176V175H86ZM92 176V175H91ZM94 176V175H93ZM156 176V175H155ZM177 176V175H176ZM35 177V176H34ZM80 177L81 176H79V180L77 181V182H79L80 181ZM96 177V176H95ZM168 177V176H167ZM192 177V176H191ZM20 178V177H19ZM83 178V179H84ZM133 178V177H132ZM164 178V177H163ZM198 178H199V180H202V181H204V179H206L205 177H203V175L202 176H198L197 177V182L199 181L198 180ZM261 178V177H260ZM81 179H82V177H81ZM94 179V178H93ZM170 179V178H169ZM18 180V179H17ZM159 180V181H158ZM175 180H176V178H175ZM95 181V180H94ZM195 181V182H196ZM201 181V182H202ZM193 180H192V183L194 184L195 183ZM60 183V182H59ZM93 183V182H92ZM112 183V182H111ZM66 184V183H65ZM88 184V183H87ZM196 184V183H195ZM198 184V183H197ZM196 184V185H197ZM203 184V183H202ZM59 185V184H58ZM80 185H82V184H80ZM93 185V184H92ZM83 186V185H82ZM91 186V185H90ZM89 186V187H90ZM192 186V185H191ZM104 187V186H103ZM135 187V186H134ZM162 187H164L163 188V190H164V192H162L161 193V197L163 198V204L160 206L159 205V207H157V206H155V202L157 201L156 200V192H155V190L156 191H159L158 190V188L159 189H162ZM197 187V186H196ZM102 188V187H101ZM100 188V189H101ZM191 189L193 188V186L192 187H190ZM91 189V188H90ZM97 190V189H91L92 190V192H93V194L94 195H98V194H101L100 192L102 191V190ZM135 189V188H134ZM190 189V190H191ZM194 189V188H193ZM200 189V188H199ZM90 190V191H91ZM184 190V191H185ZM187 190H189V188L187 189ZM135 191V190H134ZM192 191V190H191ZM195 191V190H194ZM194 191H192V193L193 194H197L196 192H194ZM199 191V190H198ZM180 194V193H179ZM178 194V195H179ZM165 195H172V196H168V198H166L165 197ZM188 195V196H187ZM159 196V195H158ZM157 196V197H158ZM197 196V195H196ZM117 197V196H116ZM115 196L111 199V201L110 202H103L104 204H106V205H108V204H112V205H115V206H117V209H118V206L119 207H121V204H123V202L121 201V199L119 200V199H117ZM180 197V198H179ZM193 197H194V195H193ZM197 199V198H196ZM222 199V198H221ZM79 200V199H78ZM183 200H185V199H183ZM71 201V200H70ZM192 202H193V200H192ZM216 202V201H215ZM214 199L213 198H211V197H209V198H206V200H205V204L203 203V205L202 206H199V210H208V208H211V210H212V207L213 206H215L214 205ZM162 203V202H161ZM75 205H77V204H75ZM124 205H127L128 206V204L127 203H124L122 206H124ZM109 206V205H108ZM175 206V207H174ZM43 207V206H42ZM107 207V206H106ZM156 207V208H155ZM174 207V208H173ZM177 207V209L174 211V209ZM192 207V206H191ZM191 207L189 208V209H191ZM37 208V207H36ZM121 208H125V207H121ZM120 208V209H121ZM128 208V207H127ZM214 208V207H213ZM1 209V208H0ZM100 209V208H99ZM102 209H104V208H102ZM221 209V208H220ZM219 209V210H220ZM101 210V209H100ZM210 210V209H209ZM215 210V209H214ZM102 211V210H101ZM119 211V210H118ZM123 211H124V209H123ZM125 211H126V209H125ZM124 211V212H125ZM187 211V212H186ZM218 211V210H217ZM127 212V211H126ZM181 212V213H180ZM200 212V211H199ZM178 214V213H177ZM187 215V214H186ZM72 216V215H71ZM171 216V217H172ZM179 216V215H178ZM177 216V217H178ZM202 216V218H201V221H199V222H202L203 224H207V225H211V224H214V223H216V221H218L220 218H218L217 216H215V215H212V214H202L201 215ZM176 217V216H175ZM180 217V216H179ZM223 218V217H222ZM221 218V219H222ZM179 219H181V218H179ZM186 219V218H185ZM224 219V218H223ZM178 220V219H177ZM184 220V219H183ZM197 220V219H196ZM52 221V220H51ZM175 221V220H174ZM173 221V222H174ZM223 221V220H222ZM170 222V221H169ZM180 222V221H179ZM178 222V223H179ZM25 223V222H24ZM23 223V224H24ZM201 223V224H202ZM22 224V223H21ZM167 224V223H166ZM195 224V220H194V218L191 216L190 218H187L186 220H184V221H182L181 220V223H179V227L178 228H176V231H174L172 234H174L173 236H172V239H170L169 241L171 242V243H173L175 240H177V238H179V237H184L185 238V242L188 244V241L192 238V237H194L195 235H196V233H194V234H191L190 232H191V230H190V228H188V227H191V226H193ZM160 225V224H159ZM158 225V226H159ZM162 225V224H161ZM175 225V224H174ZM155 226H157V225H155ZM173 226V225H172ZM176 226V225H175ZM201 226V225H200ZM213 226V225H212ZM67 227V226H66ZM177 227V226H176ZM146 228V229H147ZM170 228V227H169ZM202 228V227H201ZM158 229V228H157ZM163 229V228H162ZM200 229V228H199ZM140 230V231H141ZM166 230V229H165ZM165 230L163 231V230H161V232H162V234L161 235H159V236H163V237H165V238H167V236H168V232H170V231H168L167 232V230H166V232H165ZM171 230H173V229H171ZM193 231H195V230H193ZM197 231V230H196ZM128 233V232H127ZM158 233V232H157ZM160 233V232H159ZM103 234H104V232H103ZM171 234V233H170ZM99 235V234H98ZM107 235V234H106ZM105 235V236H106ZM103 236V235H102ZM108 236H109V234L107 235V238H108ZM110 236H112V234L110 235ZM123 236V235H122ZM154 236V235H153ZM158 236V235H157ZM125 237H126V235H125ZM128 237V238H127ZM127 239H129V240H134V241H136V240H138V239H136L135 240V235H127ZM106 238V237H105ZM106 238V239H107ZM138 238V237H137ZM157 237H151V239H148L147 240V243L146 244H143L142 246H141V249H142V252H149V248H151V246H153V245H151L154 241H155V239H156ZM160 237H158V239H159ZM163 239V238H162ZM180 240H181V238H179ZM103 240H104V238H103ZM126 240V239H125ZM157 240V239H156ZM160 240V239H159ZM76 242V241H75ZM83 242V241H82ZM122 242V241H121ZM131 242V241H130ZM133 242V241H132ZM158 242V241H157ZM160 242V241H159ZM84 243V242H83ZM137 243H139L138 241L136 242V244ZM156 243V242H155ZM192 243V242H191ZM80 244V243H79ZM154 244V243H153ZM141 245V244H140ZM175 245V244H174ZM190 245V244H189ZM136 246V245H135ZM134 246V247H135ZM160 246V245H159ZM158 246V247H159ZM101 247V246H100ZM136 247H138V246H136ZM172 248V247H171ZM118 249V248H117ZM157 249V248H156ZM102 250V249H101ZM153 250V249H152ZM116 251V250H115ZM98 252V251H97ZM114 252V251H113ZM112 252V253H113ZM128 252V251H127ZM156 252V251H155ZM125 253V252H124ZM137 253V252H136ZM121 255V254H120ZM124 256H122V259H123V261H126L125 259H127L128 258V256H129V254H123ZM130 255H131V253H130ZM152 255V254H151ZM155 255V254H154ZM167 255H169V254H167ZM133 256V255H132ZM131 256V257H132ZM166 255H164V253L163 254H156V256H153V257H156V259L158 260V261H161L162 262V260L164 259V257H165ZM135 257V256H134ZM170 257V256H169ZM174 257V256H173ZM166 258V257H165ZM127 260H129V259H127ZM131 260V259H130ZM129 260V261H130ZM165 260V259H164ZM166 260H168L167 258H166ZM165 260V261H166ZM128 261V262H129ZM152 262V261H151ZM156 262V261H155ZM164 262V261H163ZM103 263V262H102ZM123 263V262H122ZM127 263V262H126ZM130 263H131V261H130ZM134 263H135V261H134ZM158 263V262H157ZM167 263V262H166ZM104 264V263H103ZM137 264H145L144 263V261L143 260H141V261H137Z\"/></svg>",
    "mask_w": 264,
    "mask_h": 264
},
{
    "label": "snow or ice",
    "instance_id": "obj_3",
    "mask_svg": "<svg viewBox=\"0 0 264 264\" xmlns=\"http://www.w3.org/2000/svg\"><path fill=\"white\" fill-rule=\"evenodd\" d=\"M47 2V0H46ZM187 4L189 7L191 8H196V4L193 2V0H186ZM220 0H205V4H207L209 7H211L213 4H219ZM52 7L54 8H59L61 10V12H64L65 14H67L66 9L67 6L66 4H64L63 2L59 3V4H53ZM29 13L33 14L31 17L28 15ZM200 14L202 16H204V19L207 20L209 19V17H207V15H205L204 12V5L200 6ZM24 15L25 18L29 20L30 22V26H31V21L35 18L38 17H42L43 15H45V13L42 12L41 9L39 8H27L24 10ZM175 17H177V20L173 22L174 28L175 27H180L183 29L184 32H191V31H195L194 25L197 22V18L196 17H189V16H185L182 13H174L173 14ZM57 19H59V17H56ZM182 20V23L180 22ZM40 23H44L43 19H40ZM215 26V25H214ZM197 35H201V32H196ZM168 37H173V39L169 40ZM122 39H127L130 41H133L136 43V46H143L145 48V50H149L151 49V53H152V66L153 67H157L160 64H166L169 68H173V67H182L183 66V60L184 57H182L181 55H179V51L182 50L181 49V45L185 43V39L182 38L179 35H176L175 32H166V33H158L155 34L153 36H145V37H122ZM169 45H172V47L170 48ZM17 75H19V73H17ZM59 76V73L57 74ZM167 77H157L158 81H167ZM171 87L172 88H178L179 85L175 82V81H171L170 82ZM193 84H195L194 81H189V87H191ZM161 87H168V83L162 84ZM139 91V89H138ZM161 99H163L161 97ZM166 103V101H165ZM133 108L136 107V104L134 103ZM6 109L5 108H0V112H4ZM129 117L136 120L137 124L143 128V125L140 124L139 119H137L135 116H133L132 114V109H129ZM176 118L183 120L184 117L183 116H177ZM171 125H169L168 128L165 129L166 133H169L171 131ZM161 136L163 134H160ZM181 135H183V131L181 130ZM129 143H131L133 145V147L136 148H140L142 151L145 152L146 155V159L145 162H148V156H147V149L145 148V146L143 145H137L135 144V142L129 141ZM117 149H122V145L121 144H117L116 145ZM157 151H159V136L157 138ZM111 158V157H110ZM137 171H139V169H136ZM11 170H9L10 172ZM113 179L115 180V176L113 177ZM2 183V182H0ZM231 211V209H230ZM59 235V234H58ZM58 250H60V245L58 244V238L54 237L53 241H52V245L46 250V254H51L49 256V261L48 264H53V258L55 259V261H60L63 259L62 254H59ZM250 250V249H249ZM62 251V250H60ZM78 255H80V252H77ZM237 254V250H230V251H225V252H211L208 254V256L205 258V262L204 264H207V261L210 258L213 257H224L225 259L231 257V256H235ZM253 255H257V253L253 252ZM36 264H40V258L37 257L36 258ZM213 264H219L218 261H213ZM258 264H264V260H261L258 262Z\"/></svg>",
    "mask_w": 264,
    "mask_h": 264
}]
</instances>
